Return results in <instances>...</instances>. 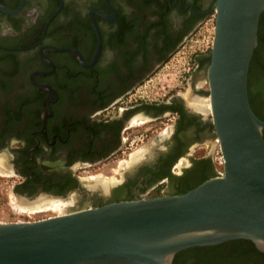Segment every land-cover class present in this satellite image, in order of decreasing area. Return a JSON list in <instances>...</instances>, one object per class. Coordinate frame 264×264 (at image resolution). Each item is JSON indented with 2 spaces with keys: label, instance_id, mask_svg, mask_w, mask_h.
Listing matches in <instances>:
<instances>
[{
  "label": "flooded vegetation",
  "instance_id": "af4514ba",
  "mask_svg": "<svg viewBox=\"0 0 264 264\" xmlns=\"http://www.w3.org/2000/svg\"><path fill=\"white\" fill-rule=\"evenodd\" d=\"M214 3L0 0V174L16 178L21 210L41 194H76L75 211L147 197L155 184L197 169L202 157L192 149L215 138L211 118L190 103L198 99L178 92L151 97L141 89ZM210 61L211 52L197 57L187 81L192 94H207L198 79ZM154 132V157L135 164L123 181L110 189L84 185L81 170L117 159L135 138ZM186 158L189 165L176 172ZM209 249L188 252L177 264H264V253L243 240Z\"/></svg>",
  "mask_w": 264,
  "mask_h": 264
},
{
  "label": "water",
  "instance_id": "95a60500",
  "mask_svg": "<svg viewBox=\"0 0 264 264\" xmlns=\"http://www.w3.org/2000/svg\"><path fill=\"white\" fill-rule=\"evenodd\" d=\"M214 12L210 110L200 112L214 125L218 175L183 194L0 223V264H173L182 251L234 240L264 253V120L249 96L264 0H216Z\"/></svg>",
  "mask_w": 264,
  "mask_h": 264
},
{
  "label": "rangeland",
  "instance_id": "374dc122",
  "mask_svg": "<svg viewBox=\"0 0 264 264\" xmlns=\"http://www.w3.org/2000/svg\"><path fill=\"white\" fill-rule=\"evenodd\" d=\"M216 25V13L213 11L202 21L201 25L196 31L187 39L185 44L180 47L158 72L152 77V80L147 83V86L141 89L144 95L155 94L156 92L167 93L170 95L178 92L181 93L187 100L190 98L193 100H203V97L208 96L209 85L207 84L206 77L198 79V83H202V87L207 94L194 95L192 94L191 86H188L187 81L193 72V68L196 65V60L199 55L210 53L212 50L214 30ZM264 64V57H262ZM254 78V91L256 90L257 83ZM166 88V90L164 89ZM164 89V90H163ZM151 97H158L151 95ZM206 102V100H203ZM190 106V105H189ZM170 128L172 127V120L169 121ZM162 131L159 130V134ZM156 132L150 133L148 137L139 136L132 141L128 149H125L124 154L117 159L110 160L104 164L95 165L93 167H86L82 171V177L84 185L89 189H96L97 183L104 185L108 184L109 189L112 185H116L125 179V175L128 171L134 167L143 158L154 157L158 144L155 142ZM216 139H210L204 145L197 148H193L191 154L196 158H204L211 155L213 161L217 163L218 170L222 169L223 160L222 154L218 144H215ZM220 162V163H219ZM190 161L182 159L175 170L181 173L182 166L189 165ZM15 177L12 179L9 177L1 176L0 174V223H10L18 221H35L39 219H45L48 217L60 215L63 213L74 212L71 207L74 201L77 200L76 194L66 197L65 202L61 199H52L48 203H53L55 206L45 209L43 212H29L22 211L19 208V202L21 201L14 193L13 185L15 184ZM178 181L172 182L171 180L163 181L161 184H155L153 189L147 197L166 195L167 191L176 189ZM104 190V189H103ZM120 194L125 195L126 190L117 191ZM46 195L41 194L37 197H44Z\"/></svg>",
  "mask_w": 264,
  "mask_h": 264
},
{
  "label": "trees",
  "instance_id": "16d2710c",
  "mask_svg": "<svg viewBox=\"0 0 264 264\" xmlns=\"http://www.w3.org/2000/svg\"><path fill=\"white\" fill-rule=\"evenodd\" d=\"M216 1V0H214ZM262 57H264V13L261 17L260 22V30H259V45L255 51L250 73H249V96L252 108L254 112L257 114L259 118L264 120V64L262 62ZM257 77L256 83L257 87L254 91V78ZM197 169L195 171L190 172L189 175L186 177L176 178L174 176H170V180L172 182L178 181L176 185L175 192H172L168 195H178L186 193L209 178L215 177L218 175V166L215 161H213L212 158H202L197 163ZM244 242H248L252 246H254V243L251 241L243 240ZM210 250L209 247H199V248H191L185 251H182L177 254V256L174 259L173 264H177L178 260L182 257H184L188 252H194V251H208ZM264 256V255H263Z\"/></svg>",
  "mask_w": 264,
  "mask_h": 264
},
{
  "label": "bare ground",
  "instance_id": "6f19581e",
  "mask_svg": "<svg viewBox=\"0 0 264 264\" xmlns=\"http://www.w3.org/2000/svg\"><path fill=\"white\" fill-rule=\"evenodd\" d=\"M190 103H191V105H197L198 108L201 109L205 114H207L210 110V104H209L208 100H206V102H204L203 100H196L195 102L190 101ZM107 187L108 186H105V188H107ZM51 201L52 200L50 199V197L44 196V197H41L38 200H36V202L32 203V205H24L21 208H22V210H31V211L33 210V212H40V211H43V210L48 208V207H46L47 205H43V204H46V203L51 202ZM49 204H53V203H49ZM52 206H55V205H52ZM49 208H51V207H49Z\"/></svg>",
  "mask_w": 264,
  "mask_h": 264
},
{
  "label": "built area",
  "instance_id": "2783aa9c",
  "mask_svg": "<svg viewBox=\"0 0 264 264\" xmlns=\"http://www.w3.org/2000/svg\"><path fill=\"white\" fill-rule=\"evenodd\" d=\"M222 157V156H221ZM222 160H223V158H222ZM220 163V162H219Z\"/></svg>",
  "mask_w": 264,
  "mask_h": 264
}]
</instances>
